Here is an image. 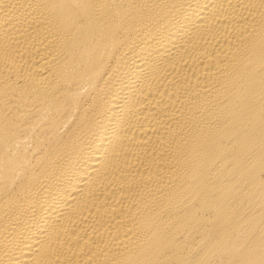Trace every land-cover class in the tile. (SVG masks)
I'll list each match as a JSON object with an SVG mask.
<instances>
[{"label": "bare ground", "instance_id": "bare-ground-1", "mask_svg": "<svg viewBox=\"0 0 264 264\" xmlns=\"http://www.w3.org/2000/svg\"><path fill=\"white\" fill-rule=\"evenodd\" d=\"M0 264H264V0H0Z\"/></svg>", "mask_w": 264, "mask_h": 264}]
</instances>
